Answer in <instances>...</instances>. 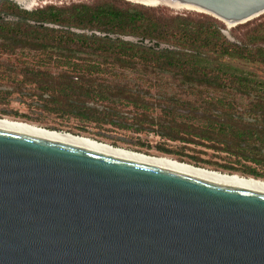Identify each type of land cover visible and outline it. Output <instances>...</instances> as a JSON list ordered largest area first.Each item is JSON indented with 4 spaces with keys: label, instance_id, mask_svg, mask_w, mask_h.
<instances>
[{
    "label": "water",
    "instance_id": "obj_1",
    "mask_svg": "<svg viewBox=\"0 0 264 264\" xmlns=\"http://www.w3.org/2000/svg\"><path fill=\"white\" fill-rule=\"evenodd\" d=\"M172 1L230 27L264 13ZM0 264H264V194L0 130Z\"/></svg>",
    "mask_w": 264,
    "mask_h": 264
},
{
    "label": "trees",
    "instance_id": "obj_2",
    "mask_svg": "<svg viewBox=\"0 0 264 264\" xmlns=\"http://www.w3.org/2000/svg\"><path fill=\"white\" fill-rule=\"evenodd\" d=\"M116 3L101 0L93 5L45 6L24 11L15 4L2 1L0 54L12 55L17 50L35 52L43 56V64L50 63L52 56L66 60L61 66H71L70 71L54 76L38 69L29 79L41 91L52 92L49 102L59 109L73 108L69 102L74 98L112 99L147 109V105L124 85L96 84L91 76L99 71L101 63L123 71L141 65L142 70L170 74L188 88L226 90V95L248 97L250 104L243 114L227 112L214 116L209 110L213 119H203L201 130L172 124L158 137L166 141L213 142L224 146L223 153L264 166V81L231 64L264 65V19L257 17L236 26L244 31L231 43L221 34L223 27L208 18L153 16L143 8L128 4L119 7ZM5 17L10 20H4ZM117 37L147 39L157 45L170 43L174 50H154L123 42ZM75 53L101 58V61L77 66L68 61ZM43 73L46 79L40 81L39 76ZM80 105L84 109L83 102ZM82 117L87 122L95 120L87 115ZM245 117L252 123L244 122ZM147 122L151 124L150 120ZM248 175L253 179L258 177L253 172Z\"/></svg>",
    "mask_w": 264,
    "mask_h": 264
},
{
    "label": "rangeland",
    "instance_id": "obj_3",
    "mask_svg": "<svg viewBox=\"0 0 264 264\" xmlns=\"http://www.w3.org/2000/svg\"><path fill=\"white\" fill-rule=\"evenodd\" d=\"M10 2L21 10L31 11L45 6H69L72 4L93 5L101 0H28L23 5L14 0ZM119 7L125 4L147 10L153 16H187L189 18H208L220 24L224 38L234 42L244 30L236 26L226 27L216 18L193 10L174 9L166 5L147 6L128 0H114ZM264 14V13H263ZM258 17L264 19V15ZM257 18V17H256ZM253 18L252 20L256 19ZM9 21L10 18L5 17ZM250 20V21H252ZM238 26V25H237ZM79 33H85V31ZM160 45L174 50L170 43ZM63 54V52L61 53ZM39 53L17 50L15 54H0V118H6L25 124L41 127L46 130L83 136L114 148L144 154L147 156L167 157L194 167L205 168L219 173L236 174L250 177V172L264 181V166L244 162L239 158L222 152L223 145L196 139L166 141L158 137L160 133L175 126L196 128L203 127L202 120L227 112L243 114L250 104L248 97L226 95V90L219 92L204 87L188 88L180 85L173 76L167 73L142 70L141 65L134 70H121L107 64H99V71L91 76L95 83L102 86L124 85L126 90L137 95L147 109H138L112 99L74 98L69 103L72 107L59 109L50 104L52 92H43L37 84L30 82V74L40 70L51 75L68 72L71 66L61 65L66 60L52 56L50 63L43 64ZM71 64L81 66L86 62L100 63L101 58L75 53ZM40 62V64H39ZM68 62V63H69ZM233 66L250 72L264 81V65L232 62ZM86 75V74H85ZM40 81L46 74L39 76ZM127 85V86H126ZM220 101L219 103L215 101ZM81 102H83V107ZM208 103V104H207ZM95 119L87 122L82 116ZM146 120V121H145ZM147 120L151 122L149 124ZM106 121H112L108 124ZM244 122L252 123L248 117Z\"/></svg>",
    "mask_w": 264,
    "mask_h": 264
},
{
    "label": "bare ground",
    "instance_id": "obj_4",
    "mask_svg": "<svg viewBox=\"0 0 264 264\" xmlns=\"http://www.w3.org/2000/svg\"><path fill=\"white\" fill-rule=\"evenodd\" d=\"M14 1L17 4L23 5L28 0H14ZM128 1H133L134 3L139 2L147 6L166 5L174 9H187V10L196 11L192 8L182 6L172 0H128ZM226 26L228 25L226 24ZM0 130L23 135V136H28L36 139L52 141L66 146H71L78 149H83L86 151H90L106 156H111L127 161H132L148 166H153L173 172H178L194 177H199L219 183H224L264 194V181L262 180H257L250 177H242L236 174L219 173L205 168L194 167L187 163L186 164L181 163L167 157L147 156L144 154L128 151L125 149L114 148L107 144L96 142L83 136H74L67 133L50 131L43 129L41 127L39 128L34 125L21 123L6 118H0Z\"/></svg>",
    "mask_w": 264,
    "mask_h": 264
},
{
    "label": "built area",
    "instance_id": "obj_5",
    "mask_svg": "<svg viewBox=\"0 0 264 264\" xmlns=\"http://www.w3.org/2000/svg\"><path fill=\"white\" fill-rule=\"evenodd\" d=\"M102 35H104V34H102ZM107 37H109V36H107ZM133 39H134V42L131 43V44H134V45H139V46H143V47H146V48H151V49H154V50H162V49L169 50L168 47L160 45V44L157 45L154 41H149L147 39H138V38H133Z\"/></svg>",
    "mask_w": 264,
    "mask_h": 264
}]
</instances>
